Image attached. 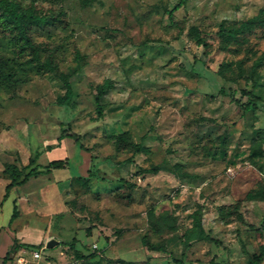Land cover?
<instances>
[{
  "label": "rangeland",
  "instance_id": "obj_1",
  "mask_svg": "<svg viewBox=\"0 0 264 264\" xmlns=\"http://www.w3.org/2000/svg\"><path fill=\"white\" fill-rule=\"evenodd\" d=\"M14 1L47 23L29 30L37 57L0 23V245L18 228L25 241L61 234L66 244L45 246L55 257L62 247L59 264H250L264 247V64L251 69L264 31L243 43L216 31L264 0H186L172 18L178 0ZM63 77L67 105L58 103ZM243 88L261 109L233 100L248 99ZM64 131L75 137L60 139ZM34 155L40 167L66 166L42 169L4 198L8 164ZM176 162L191 176L178 177ZM166 213L173 226L156 232L151 220ZM31 248L24 263L40 264Z\"/></svg>",
  "mask_w": 264,
  "mask_h": 264
},
{
  "label": "trees",
  "instance_id": "obj_2",
  "mask_svg": "<svg viewBox=\"0 0 264 264\" xmlns=\"http://www.w3.org/2000/svg\"><path fill=\"white\" fill-rule=\"evenodd\" d=\"M185 1L186 0H178L173 5L172 8L167 10V13L170 18H172L173 12L177 10L179 7H181L185 3ZM263 16H264V6L259 8L258 13L256 15L241 19L235 24L229 26L220 24L216 33L222 36L225 40L235 41L237 43H243L245 39L255 31V27H259L264 31ZM0 23L5 28H8L9 30L14 32L16 39L21 42L19 45V48L21 50L30 49L33 54V57L38 56L39 53H36V51L39 48L36 44L32 42L29 34V30L33 26H39V27L44 26L47 23L46 15L37 14L33 11H25L14 0H0ZM190 31L193 35L194 43L198 46H202L205 49L206 41L204 39V33L202 32V30L198 26L192 25ZM45 63L48 68H50L51 70H55V68L49 63V60H47ZM263 64H264V51L253 60L251 64V69H253L254 71L256 68L262 66ZM225 65H226L225 63L224 64L221 63L222 67L219 69L221 74H223V71L221 70H223V68L226 67ZM63 80L65 81L64 83L65 93L64 95L58 98V103L61 105H67L70 102V99L73 95V89L69 81H67L64 77ZM109 87L110 86L107 80L103 84L98 86V92L95 98V101L97 103L96 108H97L98 116H101L102 114L101 105L99 103V97L100 95L103 94V91ZM220 91H223V88H220ZM242 93L251 94V95L248 97L246 101H242L241 99H237L234 96H232L233 100L237 101L242 109L244 110L261 109L262 104L258 101L256 95L252 94L249 90L245 88L242 89ZM64 136L75 137V135L66 134V132L64 131L59 138L61 139ZM119 139L121 141H125L127 140V137L124 135H120ZM131 146H132V150L137 153L147 152L149 150L146 146L138 143L131 142ZM35 160L36 159L34 155L33 157H30L28 162L20 168L14 163L8 164V168L10 169H6L8 171L6 173L8 174V178L10 179V181L5 186L4 198L7 196L8 191L12 186H14L15 184L23 183L28 179L29 176L41 172V170L37 168L38 165L35 164ZM65 166H66L65 159H52L46 165H43L42 168L51 170L53 168H64ZM27 168L29 169L26 171ZM158 169L159 166L153 165L148 168H144L142 170L146 172H156ZM172 170L180 178L191 176V173H189L186 170H183L182 165L177 162L172 165ZM128 184L130 185V183ZM220 211L223 212V209L221 207H220ZM15 212H16V207L14 206L13 214H15ZM171 218L172 217L166 213L164 215H161L159 220L155 221L152 219L150 225L152 229H154L156 232H159L163 227L173 226V221ZM197 222H199V219H197ZM142 241L144 243H147L148 240L146 235H143ZM61 243L66 244L63 242ZM74 243H75V237L71 239V242L69 244L70 246H73ZM39 245L41 244L35 245V247ZM29 246L32 247L34 245H29ZM16 247L17 244H15L14 242L12 249ZM8 253L9 250L7 251L4 257V262L8 258ZM263 255H264V247L258 255H255L250 260V264H260Z\"/></svg>",
  "mask_w": 264,
  "mask_h": 264
},
{
  "label": "crops",
  "instance_id": "obj_3",
  "mask_svg": "<svg viewBox=\"0 0 264 264\" xmlns=\"http://www.w3.org/2000/svg\"><path fill=\"white\" fill-rule=\"evenodd\" d=\"M35 164L38 165L37 168L39 170L43 169L42 167H40V165L38 163H35ZM40 174H42V173H39L38 175H40ZM6 178L8 180L7 181V183H8L10 181V179L7 176H6ZM30 178H31V176H29L28 179L25 182L19 183V184H15L14 186H12L9 189L7 196H10L12 194V191L14 190V188L16 186L27 184ZM6 184H5V186H6ZM4 194H5V192H4ZM39 201L40 200H38V202ZM13 203H14V205H16V198L13 199ZM15 207L17 209V205ZM54 218L57 219L58 217L56 216ZM3 234L6 235L5 236L6 237V242H5V244L0 245V264H7V261L10 260V259L15 260L18 264H25L24 262H26V260L28 259L25 256V254H27V251H28L27 248H31V246H29V245L43 244V245H45V246H47L49 248H53L54 246L58 245L61 242H64V243L67 242L66 239H61L63 237V236H61V234H58V236H55V235H53L51 233L45 234V232L42 233L40 236H36V240L35 241H25V240H23L24 235H26L25 229H18V228H15L14 230H5V231H3ZM50 238H52V240H50ZM14 241H15V244H17V247L12 249V246L14 245ZM45 241H49V242H47V244H46ZM51 241H54V242L52 243ZM61 248L62 247H60L58 249V256H56V257L51 252L46 251V247H44L43 253L51 259V262H54L55 264L56 263L59 264L58 262L61 260V257L59 255L60 254L59 252H60ZM8 250H9L8 258L4 262V257H5V255H6ZM29 257H30L31 261H38V262L40 261V264H44L43 261H41V260H35L30 253H29ZM20 258H23L24 261H21ZM53 260H56V261H53Z\"/></svg>",
  "mask_w": 264,
  "mask_h": 264
},
{
  "label": "built area",
  "instance_id": "obj_4",
  "mask_svg": "<svg viewBox=\"0 0 264 264\" xmlns=\"http://www.w3.org/2000/svg\"><path fill=\"white\" fill-rule=\"evenodd\" d=\"M93 246L95 247L96 245L93 244ZM44 247L45 245L41 244L39 246L31 248L30 254L35 260H42L44 264H52L50 258L43 253ZM20 260L24 261L23 258H20Z\"/></svg>",
  "mask_w": 264,
  "mask_h": 264
},
{
  "label": "water",
  "instance_id": "obj_5",
  "mask_svg": "<svg viewBox=\"0 0 264 264\" xmlns=\"http://www.w3.org/2000/svg\"><path fill=\"white\" fill-rule=\"evenodd\" d=\"M52 243L54 242V241H51Z\"/></svg>",
  "mask_w": 264,
  "mask_h": 264
}]
</instances>
